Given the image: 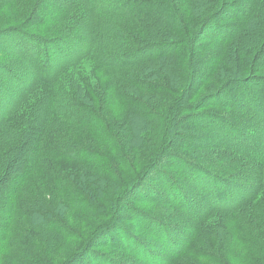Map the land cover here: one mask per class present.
<instances>
[{
  "label": "trees",
  "instance_id": "obj_1",
  "mask_svg": "<svg viewBox=\"0 0 264 264\" xmlns=\"http://www.w3.org/2000/svg\"><path fill=\"white\" fill-rule=\"evenodd\" d=\"M47 1L51 0H32V7L27 10V22L24 24L26 27L37 28L57 25L62 29L56 27L55 33L47 35L33 32L32 27L23 32L26 28L23 23L14 26L10 29L14 32L13 39L22 42L20 47L16 45L17 53L14 55L15 65L21 70L10 66L0 69V77L4 75L15 84L26 83L22 74H27L33 82L29 88L22 87L24 93L28 94L26 103L19 101L20 92L0 84V206L4 208L0 216V242L7 231L9 233L13 219L28 228L42 231L56 241L76 237L60 217V212L56 213L51 208L53 199L50 193L45 192V189L31 192L36 194L26 195V190L24 192L23 189L29 184L28 179L40 169L42 171L38 172L51 180L63 200L56 203L58 208H63L64 211L67 206L78 214H92L108 220L106 224L99 225L88 239H82L76 251L63 264H73L78 256L93 258L91 247L99 244L98 236L110 243L115 241V235H120L125 241L124 245L116 246L126 245L128 250H137L142 264H198L195 259L203 260L206 264H225L220 254H214L208 245L202 247L199 240L204 241L213 233L219 234L221 231L224 235V231L227 233L230 230L233 232L227 234L236 235L233 237L238 243V234L241 235L243 247L249 252L250 259L256 264H264V241L261 243L254 240L252 231L258 229L250 223L255 219L253 215L264 219V153L250 147L251 137L255 142L264 144V133L256 128L264 118V7L259 14L263 24L252 31L251 40L256 48L253 52L240 48L245 53V64H240L237 69L233 66L221 67L219 71L217 64L223 57V46L239 37L249 36L244 34L243 29L253 20L252 17L258 10V0H193L199 8L192 15L195 26L189 23L190 18L188 21L180 20L177 11L188 15L187 9L182 6V9L177 10L171 0H52L55 6L60 3L67 5L51 12L38 10ZM101 4L103 7L99 8ZM141 8L146 10L141 12ZM94 10L98 11L99 16L96 21L89 23L90 27L80 30L81 34L76 30V23H73V27L68 23L74 19L80 22ZM225 13L236 14L239 21L231 22L224 18ZM210 23L214 26L218 45L206 54L205 59L197 58L198 48L194 46L205 26ZM115 25L120 30L126 26L143 34L158 36V39L142 41L134 33L117 31L114 29ZM175 42L176 48H170ZM77 48L81 49L79 54L83 57L72 60V66L77 68L83 61L88 62L92 68L110 78L108 95L125 108L126 122L132 130L125 144H122L123 138L120 142L109 124L86 103L79 89H69L73 84L87 83L86 80V83L81 81V72L77 74L73 70L71 77L63 68L52 73L51 65L46 67L47 62L54 57L67 52L75 54L77 51L74 49ZM200 50L205 51L203 48ZM87 54L91 56L88 61L85 59ZM194 55L196 57L192 60ZM199 56L202 57V53ZM186 62L191 67L187 68ZM139 63H145L142 72L140 67L135 68ZM142 65L144 64L140 66ZM174 67L183 73L185 68L188 69L185 82L178 76L181 73L175 75ZM216 71H219L217 78L220 81L211 88L215 89L214 94H208L205 98L207 100L203 97L197 103L191 94L192 89L189 91L190 101L185 102L188 83H192L193 75L194 82L199 83V91L214 78ZM241 72L245 73L238 75ZM161 76L170 79L175 88L158 78ZM62 77L63 87L59 85ZM67 85L70 86L65 89L64 86L68 87ZM140 92L149 99H141ZM174 93H178V98L170 101L168 94ZM214 96L224 98V102H219ZM210 98L214 99L216 105L208 102ZM190 107L198 113L184 116V112H188ZM209 108L221 112L209 111ZM223 109L228 111L222 112ZM5 113L9 115L3 117ZM69 124L90 132L92 138L117 159V165L110 159V153L107 155L89 145H82L77 138H63L60 135L62 125L70 126ZM193 125L198 133L203 130V137L201 135L182 141L177 147L180 152L169 153L165 146L169 137L179 134L189 138V130ZM180 126L186 127L181 131L178 129ZM148 133L160 137L161 145H158V150L152 157L153 163H148L139 171L138 167L129 163L124 151L131 146V141L136 146L144 145L145 139H140ZM167 155H173L170 158H173L177 166L171 170V175L164 174L166 180L161 183L166 185V189L161 187L159 191L149 190L150 196L157 197L155 201L159 203L173 202L192 221L189 223L187 220L184 228L173 223L170 225L169 214L165 215L161 211L156 213V217L144 219L149 224L144 227L148 231H155L159 243L168 248V261L161 257L159 249L148 240L140 238L139 243L135 238L140 237L139 235L129 231L125 233L127 228L116 218L115 195H109L111 191L115 192L121 187L126 196L138 179L144 178L149 170L159 168ZM230 155L235 158L231 160ZM227 159L228 163H224ZM241 161L256 165L244 177L233 175ZM62 163H69L70 168L64 171ZM21 167L22 177L16 182L15 178ZM120 167L124 168L121 173L117 171ZM175 170L178 172L176 175L173 173ZM125 174L137 181L120 179ZM14 180L17 183L14 188L6 189V185ZM186 182L190 185L184 187ZM156 184L159 186L160 182ZM162 190L171 191V196L167 197ZM19 191L22 197L14 198L12 193ZM232 196H243L245 202H232ZM200 199L205 203L220 201L231 209L200 207ZM209 218L230 219L229 226L222 222H210ZM231 222L239 223V226L231 227ZM260 229L263 234L262 225ZM134 240L136 244L133 243ZM20 250L26 256L19 261L15 259L16 264H25L29 259L26 264H43L42 257L34 255L33 249L28 252L22 246ZM186 256L194 259L190 261ZM106 258L107 262L111 261ZM93 264L108 263H99V259L95 257Z\"/></svg>",
  "mask_w": 264,
  "mask_h": 264
},
{
  "label": "rangeland",
  "instance_id": "obj_2",
  "mask_svg": "<svg viewBox=\"0 0 264 264\" xmlns=\"http://www.w3.org/2000/svg\"><path fill=\"white\" fill-rule=\"evenodd\" d=\"M31 1L32 0H30L29 2L28 0H0V69H6V67L10 66L12 69L14 68L15 70H21L20 67H17L15 65L14 55H16L17 53L15 50L16 45L20 47L22 42L13 39L14 35L12 34H14V32L10 29H12L14 26L21 25L22 23H23L22 25L26 27L24 23L27 22L25 21L28 17L27 12L32 7ZM156 1H162V0H156ZM171 1L174 3L173 5L176 7L177 10L178 8L182 9V6L187 9L188 15L184 14V12L182 11H180V13L179 11H177L178 14H180L179 15L180 20L184 19L188 21V18H190L189 23L195 26L194 24L195 22H194V19L192 18V15L196 13V11L199 10V8H197V3L194 2L193 0H171ZM54 3L55 2H52V0L47 1L46 3L44 2L42 3L41 6L38 7V10L40 11L49 10L51 12V11H56L57 7L67 5L66 3L65 4L60 3V5L58 4V6H55ZM102 7L103 5L101 4L99 8H102ZM263 7H264V0H258V3H257L258 10L253 15L252 17L253 20H251L250 21L251 23L245 29H243L244 34L249 35V36H245L243 38L239 37L237 40H234L233 42L223 46L224 47L223 57L219 60L217 64L218 66L217 68L219 69V71L221 67H225V66L232 67L233 66V67H236L237 69V67L240 64H245V60H246L245 53L242 52L240 48L243 47V50L247 52L249 51L253 52V50L256 48L252 44L253 41L251 40L252 35H253L252 31L260 28L263 24L262 16L259 15L261 14ZM143 10H146V8H141V12ZM98 16H99L98 11L94 10L91 12V15H89L86 19L80 22H77L74 19L73 21L70 20L71 22L68 21V23H70L71 26L73 25V23H76L75 25L76 30L78 33L81 34L82 31L80 32V30H82L83 28H87V26L90 27L89 23H93L94 21H96V18ZM224 18L229 19L231 22L239 21L236 14L233 15L232 13L224 15ZM31 27L28 26L26 27L27 29L24 28L22 31L27 32V30H31L29 29ZM56 27L57 29H62L60 26H57V25H51L50 27H45V28L42 26L38 28L34 26L32 27L33 28L32 31L33 32L38 31L43 34L50 35L51 32L55 33L57 31V29H54ZM2 28H5L6 30H1ZM114 29H117V31L119 30L120 32L126 31L132 34L134 33L135 35L138 36V39H141L142 41L148 40V39H158L157 38L158 36L143 34V33H140V31H136L126 26L124 27L125 30L124 29L120 30L119 27H117V25H115ZM215 36L216 34L214 33L213 24L210 23V25H206L205 29L203 30V34L200 36V39H198V43L195 44L196 46H194L195 48H198L196 50V53H198L197 58L199 57L201 59L202 58L205 59L206 54L213 51L214 47L218 45L216 43ZM170 48H176V42L173 44V47L170 46ZM200 48L205 49V51H201ZM74 50L75 52L77 51L75 54L70 55V53L67 52L65 55H60V56L58 55L54 57L52 61L47 62L46 67H49L51 65L50 67L53 68L52 73H55V71H57L58 68L59 70L63 68L64 70H67L66 73L68 72L70 73L71 77H72L73 70L77 72V74L81 72L80 74L81 81L84 80L85 82L86 80L87 82V83L85 82L86 84L79 85V83L78 84L72 83L73 85L71 86L69 85L70 88L68 85H67L68 87L64 86V88L71 89V87H73V88L79 89L82 93L83 98L86 100V103L92 106V108L95 110V113L100 115L101 118L104 120V122L109 124L108 126H110L114 134L118 137V139L120 138L119 140L120 142L123 138L122 144H125L126 139L130 137L131 128H130V125L126 122L127 113H126V110H124L125 108H123V106H121L117 101L113 100L112 96L108 95V90H110L111 88L110 87L111 85L109 84L110 78L107 77L103 72L92 68V65L89 64L88 62L83 61L80 64L82 67L80 66V67L75 68V66H72L70 64L72 60L75 61L79 57H81V59L83 57V56H80L79 54L81 49L77 48ZM201 53H202V57L199 56ZM113 54L114 53H112V55ZM90 57H89V54H87L85 59L88 61ZM194 57H196V55L191 57V59L194 60ZM234 59H236V61ZM139 64L140 65L144 64V65L142 66L137 65L135 68L137 69L138 67H140L139 70L140 72H142L144 69L145 63H139ZM185 65L187 68L191 67V66H188L189 64L187 62ZM187 68H185V73H183L182 71L179 72L178 69L174 67L175 75H178L179 73H181V75H178V76L180 77L182 82H185L186 80V77H187L186 70H188ZM219 71H216L214 74V78L209 80L208 83L204 87H202V89L199 91L197 90L198 89L197 86L199 85V83H197L196 81L194 82L195 75H193L192 80H191L192 83H188V88H187L188 93L186 94L187 97L185 99V102L190 101L191 94L194 95V99H196V102L197 100H201L203 97H204V100H207L205 98L208 97V94H214L215 89H211V88L220 81V78H217L218 77L217 74L219 73ZM244 73L245 72H241V73H238V75H241ZM262 73H264V71H262ZM164 76H161L158 78H162L164 83L174 87L170 79L168 78L166 79V77ZM21 77L23 81L26 80V83L18 85V84H15V82L13 81H9L7 78H5L4 75H2L0 77V84L3 83L6 85V87L12 88L16 92H20L21 99H19V101L26 103V101L28 100V96H27L28 94L24 93L25 90H23V88L24 87L29 88L28 86H32L33 82L29 80V76H27V74L25 75L22 74ZM75 79L77 81H80L78 77H76ZM63 84H64V79L62 77L59 79V85L63 87ZM192 89H193V92H191V94L189 95V91ZM214 97L217 98L216 96ZM140 98L144 100L149 99L143 92H140ZM168 98L170 101L177 100L178 93L168 94ZM213 100L214 99L210 98L208 102L212 103L213 105H216L214 104L215 102H213ZM216 100H218L219 102H224V98L218 97ZM209 109H210L209 111H213V112L216 111L215 108L213 109L209 108ZM225 110L226 109H223L222 112H224ZM187 111L188 112H184V116L189 115L188 113L190 114L198 113V112L196 113L194 112L195 110L193 107L188 108ZM216 112H221V111H216ZM7 115L9 114L5 113L3 117H6ZM69 125L70 126L62 125L60 135L63 138L65 139L70 138L73 140L77 138V141L80 144L89 145L101 151L102 153L104 154L106 153L107 155H109L110 151H108L106 147H103L101 144L96 142L92 138L93 136L90 132L85 131L83 129L72 127L71 124ZM185 127L186 126H180V128L178 127V129L179 130L181 129L182 131ZM256 128L258 129L257 131H259L260 133H264V118L259 121V124L257 125ZM201 133H203V130L199 131L198 133L195 126L193 125V128L189 130V135H190L189 138H187L186 136H181L179 134L177 135L173 134L174 136L171 135L169 137L170 139L167 141L165 146L169 153L176 154L177 152H180L178 151L177 147L182 141H186V140L189 141L190 139L195 138L196 136H201V135H202L201 137H203V134ZM122 134L123 135L125 134V135L123 136ZM141 140H144L143 142L144 145L136 146L131 141V146H129L128 149L124 151L126 152L125 153L126 157H128V160L130 161L128 162L132 163L133 166L138 167L139 171L144 169V167L148 163H149L148 165H151L153 163L152 157L155 155V151L158 150V145H161L160 137L156 135H150V133H148L147 135L144 134V136L141 137L140 141ZM251 140L252 141L250 143V147L254 149V151H257L261 154L264 153V144L261 142H257V141L255 142V140L252 137H251ZM133 146H136V147L131 149V147ZM170 156H173V155H167L166 157L167 159L165 160V162L160 164L159 168L155 167L154 169L149 170L148 173L145 174L144 178L141 177L140 179H138V181L136 179H133L130 175H127V174H125L124 176H120V179H122L123 181H127V182L129 181L131 182L133 180L137 181L134 188H132V190H130L126 196L124 192L122 191L121 187H119V189L116 190L115 192H112V191L110 192V189L109 188L107 189L108 193L110 192L109 195L110 194L112 196L115 195L114 197L117 200L116 201L117 205L115 206V209H116L115 212L117 213L116 218H119L121 223H123L124 226L127 228V229L125 228L126 229L125 233H128L129 231L130 233L132 232L136 235H139L140 237L134 235L135 238L139 241V243H140V238L145 241L148 240L152 245H154L156 248L159 249L158 252L162 253L161 257L163 259L165 258V260L167 261L169 260V257H170V254L168 253L169 251H167L168 248L163 247L162 244L159 243L157 236L154 234L156 233L155 231H152V230L148 231L147 228L144 227V225L146 226L149 225L148 220H144V219H147V218L151 219L152 216L156 217L155 216L156 213L158 211H161L165 215L169 214L168 216L171 220V222H169L170 225L174 224V225H178L184 228V225H186L185 223L187 220L189 223H192V221L186 218L182 210L178 206H175L173 202L168 201L167 203H164V202L159 203L158 201H155L157 197L154 198L153 196H150V193H149V190L156 189L159 191L161 187L163 189H166V185L161 183V181L164 182L166 180L164 177V174L171 175V170H173L177 166L175 162L173 161V158L172 157L170 158ZM109 157L112 160V162H115L114 164L117 165L116 163L117 159H115V157L112 156L111 153ZM229 158H231L232 160L235 158V156L230 155ZM224 163H228V159L225 160ZM62 167L64 171H67L70 168V164L62 163ZM252 167H256V165L241 161L240 164L236 166L235 172L233 173V175L235 174L243 175L244 177L245 174H248V172H252L253 170ZM121 168L122 167L117 168V171L119 173H121L124 169V168L122 169ZM21 170H22V167L20 168L17 178H15L17 179L16 182H18L20 178L22 177ZM38 171H42V170L37 169L35 172H38ZM35 172L32 174L31 178L28 179L29 184L28 182L26 183V185L27 184L28 185L25 189H23L24 192L26 190V195L36 194V193H31V192H37V190L45 189V192L47 191L48 193H50L51 194L50 197L53 199L51 201L52 204H50L51 208L54 209L56 213L57 212L61 213V214L59 213L60 217H62V220L68 225L69 229L72 230L73 235H76V237L75 238L73 237L67 240L56 241L55 239H52L50 236L44 234L42 231H36L31 228H28V226H26L25 224H20V222H17L16 219H13L12 220L13 223L11 224L9 233L7 231V233L5 234V238L3 239L2 242H0V264H16V260L19 261V259H23L26 256V254H23L21 252L20 249H22V246H24L25 250L26 251L28 250V252L31 249H33L34 255L42 257L41 260L43 261V264H63L65 260H67L70 257V255L76 251L82 239L84 238L88 239L91 236V234L96 230V228H98L99 225L102 226V224H106L108 222V220H104L103 218L101 219L100 217L92 215V214H86V213L78 214L74 212V210L71 207L68 208L67 206H65L64 211H63V208L62 209L58 208L56 203H59L63 200L60 197V195L56 192V190L54 189L53 183L44 174H41L40 172L38 173H35ZM173 173L176 175V173L178 172L177 170H175V172ZM14 182L10 181V183L7 184L5 188L13 189L14 186L17 184L16 182L15 183ZM156 182H160L159 186L158 184H156ZM187 185L189 186L190 184L186 182L184 184V187ZM162 191L163 193H165L167 197L171 196V191L169 190L167 191L162 190ZM12 196L14 198H16V196L18 198L22 197L20 195V191L17 192L16 194L13 192ZM169 199H171V197ZM232 200H233L232 202L238 201V203H240L244 200V197L239 196L238 198H235V196H232ZM228 202L232 204L231 201H228ZM244 202L245 201H243L242 203ZM199 205L200 207L202 206V207H208V208L210 206H214L215 207L214 209H225V210L227 208L231 209L230 206H227L225 203L220 202V201H215V202L208 201L207 203H205L204 201L200 199ZM262 205L264 207V201L262 202ZM1 206H0V216H1V213H3L1 211L4 209ZM254 216H255V219L250 221V223H252L255 226V229L257 228L258 230H255L254 232L252 231V234L254 235V240H256V242L263 243L262 241L264 240H261V239L264 238V231L262 234L260 226L262 225L264 228V219L257 215H253L252 217L254 218ZM208 220L210 222L212 221L222 222L223 225L229 226L228 222L230 219L229 220H225V219L217 220V219L209 218ZM232 221L234 220L232 219ZM238 226H239V223L234 224V222H231V227H238ZM228 232L232 233L233 230L227 231V233ZM227 233L226 231H224V235H222V231L219 234L213 233L206 240L204 239H203L204 241L199 240V242L201 243L202 247H207L208 245L214 254H217V253L220 254L225 264H256L250 259L249 252L243 247V243L240 238L241 235L238 234L237 232L238 234L237 240L239 241L238 243L236 239L234 238L236 237V235H233L234 236L233 237V236L228 235ZM106 234H107L106 236L108 237V233ZM120 237H121L120 235H117V236L115 235V241L114 242L110 241L109 243L108 240L103 241L104 238L98 236V239L100 241L99 244H95L91 247L92 248L91 251H93L94 257L92 258L91 256L90 257L89 256L88 257L78 256L74 260L73 264H93V259L95 257L99 259V263L105 262L108 264H142V261L140 260V253H137V250L132 249L133 248L132 246H130L132 251L126 249L128 248V247H125L126 245L124 247L116 246V245L121 246V245H124L125 243V241L122 240ZM133 243L136 244V240H134ZM154 246H153V249L155 250ZM106 257L110 258L111 261L107 262ZM186 257L190 261L194 259L188 256ZM28 259L29 258H27V260ZM29 260L27 262H29ZM195 260L199 262L198 264H206V262L203 260H198V259H195Z\"/></svg>",
  "mask_w": 264,
  "mask_h": 264
}]
</instances>
